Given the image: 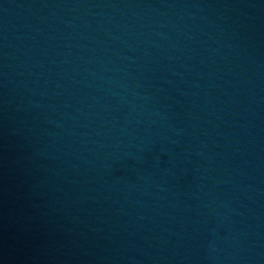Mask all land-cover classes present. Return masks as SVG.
<instances>
[{"label": "water", "instance_id": "1", "mask_svg": "<svg viewBox=\"0 0 264 264\" xmlns=\"http://www.w3.org/2000/svg\"><path fill=\"white\" fill-rule=\"evenodd\" d=\"M0 264H264V0H0Z\"/></svg>", "mask_w": 264, "mask_h": 264}]
</instances>
